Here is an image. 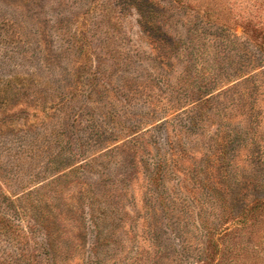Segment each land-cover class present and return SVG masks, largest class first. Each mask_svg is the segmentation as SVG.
Returning a JSON list of instances; mask_svg holds the SVG:
<instances>
[{
    "label": "rangeland",
    "instance_id": "rangeland-1",
    "mask_svg": "<svg viewBox=\"0 0 264 264\" xmlns=\"http://www.w3.org/2000/svg\"><path fill=\"white\" fill-rule=\"evenodd\" d=\"M0 215L5 264H264V0H0Z\"/></svg>",
    "mask_w": 264,
    "mask_h": 264
},
{
    "label": "trees",
    "instance_id": "trees-1",
    "mask_svg": "<svg viewBox=\"0 0 264 264\" xmlns=\"http://www.w3.org/2000/svg\"><path fill=\"white\" fill-rule=\"evenodd\" d=\"M149 15H151V14L149 13ZM149 20L150 21H148V23H150V22L153 23L154 22L153 16H151V18H149ZM155 31L160 32L162 35H164V33L162 31L157 30L156 28H155ZM11 225L12 224H10L9 222H7V220L4 218L3 215H0V229H2L3 232H8V231H9L8 233H10V232L11 233L17 232V230H15L14 232H12L14 229L12 228ZM0 264H5V263H3V262L0 261ZM10 264H27V262L24 261L23 263H20V262L19 263H16V262L13 261Z\"/></svg>",
    "mask_w": 264,
    "mask_h": 264
}]
</instances>
